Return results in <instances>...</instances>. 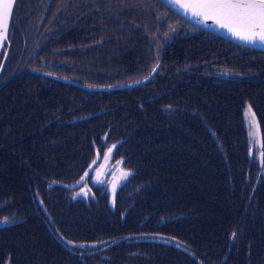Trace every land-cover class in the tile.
<instances>
[{"label": "trees", "instance_id": "trees-1", "mask_svg": "<svg viewBox=\"0 0 264 264\" xmlns=\"http://www.w3.org/2000/svg\"><path fill=\"white\" fill-rule=\"evenodd\" d=\"M53 11L56 15L50 16L47 29L38 42L40 47L25 66L28 68L20 72L4 70L0 81V144H4L0 145V152L9 149L10 155L6 161L0 160V173L1 169H5L12 176L19 169L31 165L33 169L28 175H38L37 178L28 177L27 181L22 174L14 176V180H0V186L7 185L11 191L18 190L13 203L17 202L22 208L16 214L10 205L0 207V214L14 215L13 224H16L9 227H6L8 224H0V229L12 230L31 218L25 214H32L28 227L18 231L24 245L21 248H0V264H82V257L75 256L69 260L62 256V252L75 255L72 247H79L87 254L92 253V248L96 247L94 250L101 251L108 247L113 236L119 232V229H115L117 226L109 206L112 209L117 206L118 213L120 205L121 220L125 215L127 217L128 208L137 205L134 211L137 220L133 222L135 228L125 235L120 244L135 239L145 230L144 233H148L144 236L147 243H133L126 253L118 256L96 255L98 258L89 263L262 264L264 186H257L256 189L226 186L231 173L228 174L222 151L225 146L234 151L246 146V156L249 150L248 143L252 141L245 137L246 130L241 121L246 108L260 112L263 117L264 54L257 56L255 50L243 48L219 36L211 35L218 39L213 40L210 34L207 35L206 31L196 27H193L194 31L189 35L176 36L169 25L173 23L174 28L181 26L182 20L169 13L166 21L160 22L162 33L148 40L152 48L174 41L172 48L162 57L164 62H161L158 69L162 71L157 77L151 78L152 85H149V89H143L139 94L130 93V97L126 99L113 98L106 102L85 104L81 94L63 92L59 87L62 82L56 78L70 79L74 76L91 82L94 86L85 84L87 87H81L84 90L92 89L84 93L83 97L87 99L96 94V97H101L97 91L111 92L122 86L138 85V81L146 82L150 74L138 80L143 71L141 68L133 69L136 62L126 61L127 55H124L120 64L114 66L113 60H110L111 44L101 40V37L90 42L84 40V37L107 26L113 11L109 0L92 3L56 0ZM168 32L171 34L165 42L162 38ZM178 39L179 42H176ZM96 40L98 41L94 43ZM222 40L228 46L226 52L221 44ZM184 44L193 48H183ZM213 47L218 48L217 52L212 50ZM73 48H76L75 54L86 50L88 54L95 53V63L105 65L107 69L112 68V72L125 70L128 75L118 81L110 80L113 75L107 74L104 78L93 80L86 70L81 69L86 66L84 58L75 60L71 53L73 61L62 63L63 54ZM233 51L241 53L235 59L240 70L232 75L235 85L226 88L224 94H219L221 90L216 86L230 76L221 81V76L214 73L221 69L211 68V60L214 59L218 64L230 63L223 60ZM71 66L77 69V76L70 71ZM108 77L109 84H106ZM49 78L53 82L49 83ZM47 90L49 94L43 96ZM14 106H17V111L14 118L9 119L10 108ZM33 109H37L32 115L38 120L35 124L43 121L46 112L55 118L52 127L36 130L34 142L30 133L24 137L19 133L22 128L20 118L32 113ZM78 124L81 126H77ZM85 125L89 127L86 129ZM65 132L76 137V142L71 139L72 142L61 146L63 149H43L54 146ZM260 132L262 146L249 151L250 159L255 162V167L250 168L255 171L256 177L261 175L259 166H264V126ZM79 135H82L80 139ZM144 135L145 138L139 139L140 145H128L134 138ZM165 135H169L171 142L178 143V146H163ZM115 140L118 142H114ZM122 140L126 142L124 147H120ZM95 144L100 146L102 154L115 145L111 154L114 159H121V164L130 174L115 195L113 205L110 204L108 192L105 194L100 190L97 195L94 194L97 200L91 204L87 202L74 205V201H80L81 198H74L76 190L71 188L74 185L68 184L74 183L88 171ZM42 149L43 154L38 160H34ZM200 149L204 154H212L218 150L213 162H209L212 169L199 167L197 160ZM45 173H48V178L53 180L54 185L59 186L49 201V191L39 194L34 188L36 185H33V192L32 186L27 185V182H35L40 177L48 180ZM117 173V165H113L109 168L107 177ZM247 181L248 178H244V183ZM261 182L264 183V179ZM50 186L52 185L49 184L47 189ZM157 186L164 190V194L159 195ZM21 188L28 191V200L19 190ZM1 190L2 188L0 195ZM179 192L183 194L177 196ZM8 195L10 194L7 192L2 193V196ZM246 197L250 201L245 203H250V206L245 208ZM87 209L92 210L94 218H103L107 225L102 229L90 221L81 225L80 220L65 216H86ZM107 216L113 223L108 224ZM170 222L174 227L169 225ZM238 222H244V227L237 225ZM253 222L259 226L257 231H251ZM126 223L127 221L123 226ZM233 233L236 234L234 238ZM244 237L256 242L251 253L230 255L227 250H220L225 243H229L240 253V239ZM142 239L141 237L139 240ZM60 242L64 249L60 248ZM73 242L80 244L73 246ZM98 259L102 262H97Z\"/></svg>", "mask_w": 264, "mask_h": 264}, {"label": "rangeland", "instance_id": "rangeland-1", "mask_svg": "<svg viewBox=\"0 0 264 264\" xmlns=\"http://www.w3.org/2000/svg\"><path fill=\"white\" fill-rule=\"evenodd\" d=\"M74 1H76L77 3H92V2H95L97 0H74ZM109 2L113 7V11H112V15H111L110 21L108 22L107 26L103 30H101L97 33H91L90 36L84 37V40L90 42V40H94L95 38L101 37L100 38L101 40H104L113 46V47L110 46V47H112V54H111L112 57L110 58V60H113V62H114V64H112V65L116 66V65L120 64V62L122 60H124L123 59L124 55H127L126 61L132 60V61L136 62L132 66V68L133 69L134 68H141V70L143 71L142 75L140 76V78L138 80L145 78L149 74L151 75V77L146 82H143L141 84H138V85H135L132 87L122 86L118 89H115V91L112 90L111 92L97 91V93L100 94L101 97H96V96H98L96 94V95H92V98H87V99H84V97H83L84 93H87L92 89L84 90L81 87H83L82 85H85V84H88L90 86H94V85H91V82H87L85 80H82V79H80L78 77H74V76H72L70 78L73 80V82H69V81L62 82L61 81L62 83L59 87L61 88V90L63 92L68 91V92L81 94L85 104H92V103H96V102H106L107 100H110L113 98L115 100H120L121 98L126 99L127 97L128 98L130 97V93L139 94L143 89L148 90L149 85L150 86L152 85L151 80L154 77H157L160 74V71H162V70H158V67H157L158 63L164 62L162 60L163 55L168 50H170L174 44V41H170V42H167L164 46H158V47L152 48L150 43L148 42V40H150V38L152 36L159 34V33H162L160 30V22L164 23L166 21L167 14L170 13L171 16H175L174 10L172 8H170L167 5V3L164 2L163 0H109ZM55 4H56V0H19L18 1L17 12H16V14L12 20V28L14 30L12 33V40L14 41L15 44L21 43V46L23 47V50L26 52V54H25L22 61L14 60V57H15L14 53L15 52H14L13 48H10L8 56L6 58V70H7V72L13 71V70H19V72H20V71H22V69L28 68L25 66L27 63H29L30 57L34 53H36L35 50H38L37 48L40 47V46H38V42H39V40L42 39V34L47 29L50 16L56 15V13L53 11V9L55 8ZM173 25H174L173 23L170 24L169 28L170 27L174 28V27H172ZM174 29H177V30H175L172 33L175 34L176 36H180L182 34L189 35V33L192 30L194 31V29H192L190 26H188L183 21H182L181 26H178V27L176 26ZM201 30L202 31L206 30V34L207 35L210 34V37H211V35L220 36L217 33H214L208 29H201ZM170 34H171V32H168L162 39L166 42L169 39ZM220 37H222L225 40H229L228 38H225L223 36H220ZM211 38L213 40H218L215 37H211ZM97 41L98 40L94 41V43ZM176 42H179V39ZM221 44L223 45V49L226 52V50L228 49V46L225 45L223 40L221 41ZM89 45H91V43ZM121 45H122V47H120ZM183 48L191 49L193 47L184 44ZM243 48L253 49L251 47H243ZM75 49L76 48L70 49L68 52L63 54V56L61 57L62 63L63 62H72L73 61V55H74L75 60L76 59L82 60V58H84L85 62H86V66L81 67V69L86 70L87 74L93 80L104 78V75H106V74H107V76L113 75V77L111 79H110L111 76L107 78L106 84H109L108 83L109 79L113 80V81H118V80L125 78L128 75V72H126L125 70L112 72V70H111L112 68L107 69L106 68L107 66L95 63L93 61L96 58L95 53L94 54H88V52L86 50L84 52H80L78 54H75L76 53L74 51ZM212 50H215V52H217L218 48L213 47ZM253 50H255L257 56H261L264 54V52L262 50H259L258 48H257V50L256 49H253ZM240 55H241V53H239L238 51L230 52L229 54H227L226 58L223 60V61H229L230 63H225V64H218V63H215L214 59L211 60L210 67L211 68H219L223 72V75L221 77V81L225 77L230 76L229 79H227L224 82H220V84L216 86V88L221 90L218 92L219 94H224L225 91L227 90L226 88H229V87L235 85V83L233 81L234 78L232 75H234L236 72H238L240 70L239 65L235 62L236 61L235 59H237ZM140 56H142V57L140 59H138ZM29 65L30 64H28V66ZM153 68H155L154 72L152 71ZM49 70L53 71V69H49ZM70 71L75 76H77L78 71L76 68H74V66L70 67ZM152 76H154V77L152 78ZM50 82H53V81H51L49 78V83ZM78 83L80 85H78ZM73 93H70V95L73 96L75 100H78L77 97L74 96ZM48 94H49V91L47 90L44 92L43 96L48 95ZM232 95H234V94H232ZM60 103L62 104L63 101H60ZM171 105H175V104H171ZM16 111H17V106L10 108V112H9L10 118L9 119L14 118V114L16 113ZM36 112H37V109H33L32 113H27L26 116L20 118L22 120V122H21L22 128H21V132H19V133H20V135H22V137H24L26 134L27 135L31 134L33 136L36 133V130L41 131V129L43 127H52V125L55 121V118H53V115L46 112L44 118L42 119L43 121L35 124V122H37L38 120L36 118H34V116H32V115H34ZM253 114H254V116H253ZM255 118L258 119L259 121H256ZM79 121H82V120H79ZM241 123L243 124V128H245V130H246L245 137H247L248 140L251 139L252 142L248 143L249 150L247 151L246 156L244 155V150L246 149V146L242 147L240 149H237L235 151L232 149H229L228 146H225V148L223 149L224 151H222V152H223L224 160L227 162V168L229 170L228 174H229V172L231 173L228 176V181H227L228 183H226V186H248L249 188L253 187L255 189L256 186H264V183L261 182V180L264 179V166L263 165L259 166V168L261 170V175H260V177H256L255 171L250 168V167H255V162L250 159L249 151L250 150H256V149H259L261 147V145L258 144V131H260V129L264 126V114L262 117V116H260V112H257L253 109L246 108L243 112V121H241ZM75 126L76 125H74V127ZM77 126H81V124H78ZM85 127L87 129L89 127V125H85ZM65 128H63V129H65ZM81 136L82 135H79L78 138L80 139ZM88 137H90V135H88ZM140 138H145V135L141 136L139 138H134V141L128 142V145L134 146V147H135V145H140V140H139ZM165 138H166V140H165V143L163 144V146H175V147L178 146V143L171 142L169 135H165ZM71 139L73 140V142H76V137L71 136L70 132H65L62 134V137L55 143L54 146L46 147L43 149L44 150L57 149V148L61 147L62 145H67L69 142H72ZM34 141H35V137L33 136L32 142H34ZM95 141H96V139H95ZM114 142H118V141L115 140ZM125 143H126L125 140H122L120 142V147H124ZM0 145H4V144H0ZM43 149L40 151L38 157L35 158L34 160H38L40 158V155L43 154ZM156 149H159V148H156ZM93 150H94L93 151L94 155H95L96 151L99 152V154H100V161H99L98 165H97V162L94 164V166L97 165V167L95 168V173H92L85 183H84V181L80 182L84 175L77 178L76 181L72 184L67 183L68 185L83 186L82 190L79 193L80 195H78V193H76V195L74 196L75 199L81 198V200L80 201L75 200L74 205L83 204V203L87 204V202L91 204V202L97 200V198L94 194H96L98 190H100L101 192H104V193L108 192V189H109V186H107L108 182H107V180H103L104 175L107 178L108 167H112L113 165H117L118 174L115 177V179L113 180V186H118L117 179L122 178L124 176L123 173H125V172L128 173L125 169V166L122 165L121 163H118V162H120L121 159H114V155L111 154L109 159L107 160L108 164L107 165L101 164L103 161H106L104 159L105 154H102V152H100L101 148L97 144H95L93 146ZM8 151H9V149H8ZM8 151L4 149L0 152V160L1 161L2 160H4V161L8 160V158L10 156ZM217 151H215L212 154H208V153L204 154V152L200 149V157L197 160V162L200 163L199 167L202 169L210 167V169H212L213 167L210 166L209 162H213L214 156L217 155V153H218ZM219 151L221 152V150H219ZM94 155H93V157H94ZM219 155H220V153H219ZM206 160H208V161H206ZM44 166H46V165H44ZM101 166H104V175L99 176V175H97V173H98V170ZM28 167L26 166L22 169H19L12 176H11V174H7L5 169H1L2 171L0 173V180H6V179L14 180L13 177L16 176L17 174H22L23 177L25 178L24 179L25 181H27L28 177L29 178H37L38 175H36L34 177H32L33 176L32 174L28 175V172L33 169L31 167V165ZM46 167L49 168L50 166H46ZM231 168H232V170H231ZM105 169H106V171H105ZM87 173H88V171H87ZM45 174L47 175L45 177L48 178V173H45ZM112 176L113 175H111V177ZM98 177H102V179L99 181ZM244 178H248V181L246 183H244ZM48 180H49V178H48ZM48 180L44 179L43 177H40V179H37L35 182H34V180L30 181L29 183L27 182V185L32 186V192H33V185H36L34 188H36V190L39 194H43L45 191H49L50 194L47 198L49 201L54 196V194L58 191L57 187H59V186L54 185L53 180H49V182L47 183ZM59 183H57V184H59ZM49 184H51L52 186L49 187L50 189H47ZM196 185H197V183H196ZM74 186H72L71 188L73 189ZM10 187H12V186H10ZM0 188H2L1 195H0V207L10 205L15 210V213L19 214L17 211L22 210V208L19 206V204L17 202H16V204L13 203V199H15L18 196L17 195L18 190H12L11 191V189H9V186H7V185L0 186ZM198 188H200L199 185H198ZM19 190L22 191V194L28 200L29 199L28 191L24 188H21ZM73 191L74 190H71V192H73ZM157 191H158L159 195L164 194V190L162 188H159V186H157ZM3 192L4 193L7 192L10 195L2 196ZM183 192H184V190H183ZM84 193H87V195H85ZM179 194H183V193L179 192V193H177V196H181ZM71 197H72V195H71ZM4 201H7V202H4ZM248 201H250V200L248 199V197H246V199L244 201V207L245 208L250 206V203H245ZM88 206H89V208H91V206L89 204H88ZM135 206H132L130 209L128 208L127 217L125 218V216H126L125 215L123 220H121L119 218L121 205L119 206L118 213H117V206L114 207V209H112V207L109 206V209L112 212V218L114 219L115 224L117 226L115 229H119V232L116 233L115 236H113L112 241L108 243V244H110L108 247H106L105 249L102 248L101 251L98 249L94 250L96 248L95 247V248H92L93 249L92 253L88 252L87 254H84L83 248L72 247L74 249V252L76 253L75 255L73 253H72L73 255H69L65 251H63L62 256L69 258V260L71 258H75V256L82 257L83 258V260H81L82 264H91V263H89L90 260L98 258L100 256L103 257V254H107L108 256H110V254H111V257L112 256H118V255H121L123 253H126V250L130 249L131 246L133 245V243H135V244H142L144 242L147 243V239L144 238V236H145L144 232L146 231L145 230L144 232L141 231V233H139V235L135 239L127 240V241L120 244V242L123 240L125 235L135 228V226L133 225V222H135V220H137V216L134 215V211L137 209V205H135ZM9 211L10 210H8V212ZM91 212H92V210L89 211V209H87L85 212L86 216H78V217L72 216V215H65V216L69 219H72V220H80L81 225L85 221H90V223L96 224L99 228H101V229L104 228L107 225L104 222V219L103 218H98V219L94 218V215ZM28 213H30V211ZM129 214H130V216H129ZM25 215L30 216L32 218L31 213L28 215L27 214H25ZM3 217H6L8 220V223H6L8 225L6 227L16 225V224H13L14 215L2 213V214H0V221H3L2 220ZM31 218H28V221H24L23 224L16 226L12 230L11 229H0V248H6V247H11V246L21 248L24 245V243L22 242V236L21 237L19 236L18 231L21 229H26L32 221ZM262 219H264V217ZM106 221H108V224L113 223L111 218H109L108 216L106 218ZM125 221H127V223L125 226H123ZM169 225L171 227H174V224L171 222L169 223ZM237 225L244 227V222H238ZM190 226H192V224H190ZM193 228H195V227H193ZM258 228H259V226L255 222H253V227H252L251 231H257ZM83 229H85V228L83 227ZM196 229H198V228H196ZM141 237L143 239L139 240ZM79 244H80L79 242H73L72 243L73 246H79ZM151 244H153V243H151ZM240 244H242L240 253L236 252V250L234 249V246L231 247L229 243H225L224 246L220 247V250H223V251L227 250V252L230 255H235V254L244 255L245 252L247 254L251 253V250L256 245V242H251L248 240L247 237H244V238L240 239ZM31 245H33V244H31ZM59 246L61 249H64V245L61 242H60ZM97 262L100 263L102 261H99V259H98ZM260 262L262 264H264V251L262 252ZM196 264H200V263L196 262ZM252 264H254V263H252Z\"/></svg>", "mask_w": 264, "mask_h": 264}, {"label": "snow or ice", "instance_id": "snow-or-ice-1", "mask_svg": "<svg viewBox=\"0 0 264 264\" xmlns=\"http://www.w3.org/2000/svg\"><path fill=\"white\" fill-rule=\"evenodd\" d=\"M169 2H174V0H169ZM14 3L15 0H0V42L7 39L8 25ZM179 7L191 10L193 16L200 17L203 21L211 20L240 40L250 43H256L259 40L264 43V0H189L187 3H180ZM173 31H175L174 28ZM152 71L154 72L155 68ZM113 148L115 145L105 153L104 159L106 161L109 159ZM129 174L123 173L125 177ZM87 175L88 173L85 172L84 177ZM80 182H83V178ZM84 194L87 195V193ZM78 195L80 194L78 193ZM6 223H8L7 218L0 221V224ZM235 235V233L232 234L233 238Z\"/></svg>", "mask_w": 264, "mask_h": 264}, {"label": "water", "instance_id": "water-1", "mask_svg": "<svg viewBox=\"0 0 264 264\" xmlns=\"http://www.w3.org/2000/svg\"><path fill=\"white\" fill-rule=\"evenodd\" d=\"M16 1V0H15ZM168 4H170L174 9H176V11L178 12V13H180L182 10L184 11V15H188V12H187V10L186 9H183V8H180L179 7V4L180 3H187V2H189L188 0H174V2H169V0H165ZM207 22H209V23H211V24H214L211 20H208ZM215 26H218L217 24H214ZM8 27H9V25H8ZM219 27V26H218ZM220 28V27H219ZM226 31H228L227 29H226ZM229 32V31H228ZM7 34H8V31H7ZM7 40V39H6ZM4 41L5 40H3L2 42H0V44H2V46H0V51H1V49H2V47H3V43H4ZM238 41L239 42H242V43H244V44H247V45H252V43H250V42H247V41H244V40H240V39H238ZM254 45V44H253ZM255 45H257V44H255ZM60 80H62V81H69V82H73V80L72 79H64V78H59ZM78 85H80L79 83H78ZM83 87H87L86 85H82Z\"/></svg>", "mask_w": 264, "mask_h": 264}, {"label": "flooded vegetation", "instance_id": "flooded-vegetation-1", "mask_svg": "<svg viewBox=\"0 0 264 264\" xmlns=\"http://www.w3.org/2000/svg\"><path fill=\"white\" fill-rule=\"evenodd\" d=\"M14 30L11 29V43H10V47H8V51L7 53H9V50L10 48H13L14 50V54H15V57H14V60H19V61H22L26 52L23 50V47L21 46V43L20 44H15L14 41L12 40V33H13ZM3 77V73L0 77V81Z\"/></svg>", "mask_w": 264, "mask_h": 264}, {"label": "bare ground", "instance_id": "bare-ground-1", "mask_svg": "<svg viewBox=\"0 0 264 264\" xmlns=\"http://www.w3.org/2000/svg\"><path fill=\"white\" fill-rule=\"evenodd\" d=\"M204 31H206V30H204ZM1 75H2V73H1ZM1 75H0V77H1ZM150 77H151V75L145 81H147ZM59 78H61V77H57L56 79L60 80ZM60 81H62V80H60ZM62 82H64V81H62ZM137 84H141V83H137ZM258 141H259V144L262 146V138H261V132L260 131H258Z\"/></svg>", "mask_w": 264, "mask_h": 264}]
</instances>
